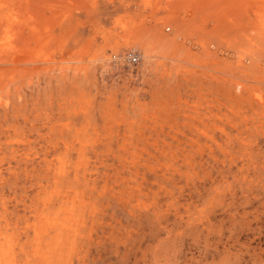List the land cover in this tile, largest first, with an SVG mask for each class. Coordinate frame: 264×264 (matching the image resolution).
<instances>
[{
	"label": "rangeland",
	"instance_id": "rangeland-1",
	"mask_svg": "<svg viewBox=\"0 0 264 264\" xmlns=\"http://www.w3.org/2000/svg\"><path fill=\"white\" fill-rule=\"evenodd\" d=\"M0 264H264V0H0Z\"/></svg>",
	"mask_w": 264,
	"mask_h": 264
},
{
	"label": "built area",
	"instance_id": "built-area-1",
	"mask_svg": "<svg viewBox=\"0 0 264 264\" xmlns=\"http://www.w3.org/2000/svg\"><path fill=\"white\" fill-rule=\"evenodd\" d=\"M129 60L133 62H137L140 59V56L138 53L134 52L132 54H129Z\"/></svg>",
	"mask_w": 264,
	"mask_h": 264
}]
</instances>
